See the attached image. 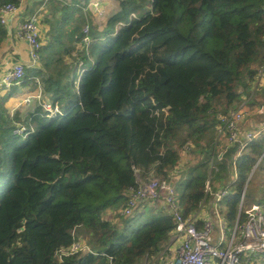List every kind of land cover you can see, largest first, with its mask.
I'll return each instance as SVG.
<instances>
[{
    "label": "trees",
    "instance_id": "obj_1",
    "mask_svg": "<svg viewBox=\"0 0 264 264\" xmlns=\"http://www.w3.org/2000/svg\"><path fill=\"white\" fill-rule=\"evenodd\" d=\"M90 1H51L41 68L26 66L20 85L0 96V264L152 262L174 229L167 212L144 204L131 217L103 218L127 206L131 189L171 181L189 216L209 199L207 183L235 166L221 201L234 228L246 219L252 171L264 170V140L236 160L237 145L221 160L216 146L218 116L252 96L264 63V0H113L101 29ZM40 89L61 115L47 117L40 101L9 114L11 98ZM79 239L94 254L59 262L56 252Z\"/></svg>",
    "mask_w": 264,
    "mask_h": 264
},
{
    "label": "built area",
    "instance_id": "obj_2",
    "mask_svg": "<svg viewBox=\"0 0 264 264\" xmlns=\"http://www.w3.org/2000/svg\"><path fill=\"white\" fill-rule=\"evenodd\" d=\"M89 10L97 17L104 15V9L99 1L91 2ZM20 13L19 5L8 3L0 6V25H8ZM83 33L86 36L84 42L89 45L91 42L89 25L84 27ZM17 35L30 47L28 66L38 68L43 47L42 27L38 19L32 18L22 22L18 27ZM79 65L83 67V62L81 61ZM25 67L26 65L22 63L15 64L4 74L2 86L9 90L15 85H20L25 76ZM84 71L82 70L81 74ZM263 89L264 63L258 69L252 96L243 97L244 100L238 109L218 116L216 146L219 160L234 145L238 146L236 160L250 144L264 140V105L255 109H251L250 106L251 98H256ZM42 97L40 90L38 93L29 94L22 101V106H30L34 101H40L47 117L52 118L62 114L59 104L43 102ZM252 112L261 116L262 121L255 129H245L244 122ZM24 131L25 128L20 129V133ZM232 171H235L236 180L235 166L232 167ZM232 184L225 186L216 194L215 203L218 209ZM206 190L211 194V181L207 183ZM144 204L167 212L174 220V229L170 233L169 243L157 259L152 262L145 259L143 264H264L263 204L256 203L248 207L245 205V195H243L241 209L245 210L246 219L242 224L237 222L234 228H229L225 218L220 211H217L219 219L217 238L214 237L216 230L211 221H204L199 227L196 215H184L178 192L171 181L153 178L139 183L137 188L130 190L128 204L121 209L119 216L131 217ZM79 254H94L86 239L76 240L70 247L61 248L55 256L62 263L65 258Z\"/></svg>",
    "mask_w": 264,
    "mask_h": 264
},
{
    "label": "crops",
    "instance_id": "obj_3",
    "mask_svg": "<svg viewBox=\"0 0 264 264\" xmlns=\"http://www.w3.org/2000/svg\"><path fill=\"white\" fill-rule=\"evenodd\" d=\"M51 1L60 2L66 5L70 3L72 0H21L19 4L21 8V13L18 16H16L14 19H12L8 25H5V26L0 25L7 31V35L5 38H2L0 36V96H3L7 93V90L2 86V83H1L4 74L7 73L9 70H11L12 67L17 63H22V64H25L26 66H28V63H29L30 47L28 43H26L24 40L18 37L17 31H18L19 25L28 19H32V18L38 19L42 27V42L44 45L45 40H46V34L49 29V26L44 23V19L47 17L49 13L48 8H49ZM28 10L33 11V13L31 14ZM88 13L93 15L92 12L90 11ZM59 15H60V12L57 14V16ZM101 17L102 16L100 17L96 16V18H101ZM80 51H81V48H80ZM66 61L70 62V59H66ZM38 68H41V63ZM40 91L42 90L40 89ZM25 97L26 95L23 94V95L11 98L6 103V108L10 115H13L17 110L23 107H26V106H22V101L24 100ZM262 105H264V89L256 98H253L250 102L251 109H255L256 107H259ZM261 121H262V117L259 116L256 112H252L250 117L245 120L244 128L245 129H255L260 125ZM191 151L192 149L190 147V148H187L186 151L183 153L181 164L177 168V172L174 174L177 179L180 177L178 173H182V171H184L185 169V165L188 164L191 153H192ZM210 181L212 185V190H211V194L209 195V199L206 202H204L201 208L198 211H196L193 215L197 216L198 223H201V225L204 221H211L214 224V227L216 230L214 237L217 238L219 234L218 233L219 219H218L217 211H220V214H222V211H221V205L219 209L218 207H216L215 196L225 186L230 185L231 183H234L236 181L235 171L231 170L229 175L225 179H218V181L212 179ZM262 195L261 194L255 195L253 198L250 199L251 203L249 205H246V204L245 205L249 207L252 204L258 203L257 201L258 199L261 198ZM149 206L153 207L152 205H149ZM142 209L143 207H140L139 211H141Z\"/></svg>",
    "mask_w": 264,
    "mask_h": 264
},
{
    "label": "rangeland",
    "instance_id": "obj_4",
    "mask_svg": "<svg viewBox=\"0 0 264 264\" xmlns=\"http://www.w3.org/2000/svg\"><path fill=\"white\" fill-rule=\"evenodd\" d=\"M92 1H94V0H92ZM96 1H99L101 3L102 8L104 9V15L101 18H96V16L94 17V15L90 14L91 17L93 18L91 20V22L95 23V25H98V27L101 29L104 25L106 17H108L113 12H115L117 10L118 5L115 1H112V0H96ZM89 6H90V3L87 7L88 12L90 11ZM79 57H80V55L79 56H78V54L75 55V58L79 59ZM79 62H81V61H79ZM249 182L250 183H249V185L247 187V191H246V192H248V196H247L248 198L245 202L246 205H249L251 203L250 199L253 198L255 195H260V194L262 195V193L264 192L263 191L264 190L263 189L264 188V170H262L260 168L256 169ZM121 209H119V211L109 210V211H107L106 214H104L103 218L108 219V220L111 219V220H114L116 222L118 220V215H119Z\"/></svg>",
    "mask_w": 264,
    "mask_h": 264
},
{
    "label": "water",
    "instance_id": "obj_5",
    "mask_svg": "<svg viewBox=\"0 0 264 264\" xmlns=\"http://www.w3.org/2000/svg\"><path fill=\"white\" fill-rule=\"evenodd\" d=\"M255 169H256V167H255ZM255 169L252 171V173H251V175H250V177H249L248 183H249V181L251 180V178H252V175H253V173H254ZM247 187H248V184H247V185H246V187H245V190H244V193H243V195H245V193H246V191H247Z\"/></svg>",
    "mask_w": 264,
    "mask_h": 264
}]
</instances>
